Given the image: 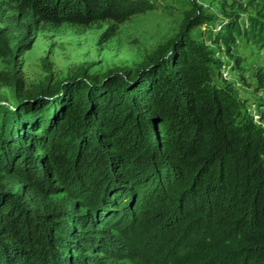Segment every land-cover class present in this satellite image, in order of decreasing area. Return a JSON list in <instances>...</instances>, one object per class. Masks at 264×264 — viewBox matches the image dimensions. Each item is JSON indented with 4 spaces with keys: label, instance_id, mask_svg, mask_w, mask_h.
Masks as SVG:
<instances>
[{
    "label": "trees",
    "instance_id": "trees-1",
    "mask_svg": "<svg viewBox=\"0 0 264 264\" xmlns=\"http://www.w3.org/2000/svg\"><path fill=\"white\" fill-rule=\"evenodd\" d=\"M15 1L34 22L84 26L157 7ZM211 19L191 0L176 35L135 68L79 67L32 90L20 71L32 38L13 20L0 26V85L11 97L0 102V264H93L87 251L107 233L99 223L126 216L139 240L156 239L148 264L176 246L170 264H264V126L213 80L221 62L192 35ZM220 25L227 51L237 36L264 49L263 19ZM255 78L264 89V64Z\"/></svg>",
    "mask_w": 264,
    "mask_h": 264
},
{
    "label": "rangeland",
    "instance_id": "rangeland-1",
    "mask_svg": "<svg viewBox=\"0 0 264 264\" xmlns=\"http://www.w3.org/2000/svg\"><path fill=\"white\" fill-rule=\"evenodd\" d=\"M157 7L131 16L121 24L99 21L88 26L74 23L52 24L34 22L30 13L19 10L15 0H0V26L10 21L24 25L32 38L31 47L20 56V71L24 88L32 90L50 78L52 83L74 75L79 67L89 74L101 75L110 68H135L159 44L173 38L179 30L191 0H153ZM212 19L192 29L200 43L213 50V58L221 62L213 65V80L226 86L243 101V106L257 124L264 126V89L257 88L255 71L264 64V49L244 36H237L226 50L224 41L218 40V28L229 18H236L241 26L252 18L264 20L258 13L262 0H194ZM113 27L111 29L110 27ZM112 32H114L112 34ZM235 58H239L236 62ZM4 63L0 58V70ZM224 73V74H223ZM11 102L10 90L0 85V102ZM263 116V118H262ZM263 124V125H262ZM103 221L106 229L98 240L103 246L89 249L93 264H148L144 253L156 247V239L139 240L134 223L126 216L118 225ZM124 224L122 228H119ZM177 246L161 255L160 264H170Z\"/></svg>",
    "mask_w": 264,
    "mask_h": 264
},
{
    "label": "bare ground",
    "instance_id": "bare-ground-1",
    "mask_svg": "<svg viewBox=\"0 0 264 264\" xmlns=\"http://www.w3.org/2000/svg\"><path fill=\"white\" fill-rule=\"evenodd\" d=\"M224 74V73H223Z\"/></svg>",
    "mask_w": 264,
    "mask_h": 264
}]
</instances>
